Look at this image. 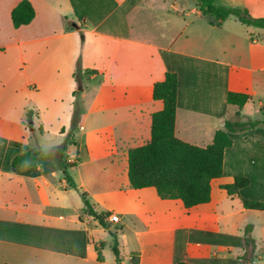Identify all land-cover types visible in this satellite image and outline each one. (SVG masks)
<instances>
[{"label": "crops", "instance_id": "crops-1", "mask_svg": "<svg viewBox=\"0 0 264 264\" xmlns=\"http://www.w3.org/2000/svg\"><path fill=\"white\" fill-rule=\"evenodd\" d=\"M21 1L0 0V264H118L114 234L120 264H245L248 225L264 257V210L243 205L264 203L263 125L230 133L208 203L186 209L154 187L133 189L128 175L129 151L150 141L164 108L152 94L167 72L178 75V139L206 147L239 111L242 122L260 120L264 28L218 23L196 0H29L35 18L15 28ZM214 4L264 18V0ZM229 92L251 99L239 110ZM66 140L76 187L57 154L12 169L17 155ZM237 176L250 185L229 196L222 186ZM82 192L109 214L105 225L83 211Z\"/></svg>", "mask_w": 264, "mask_h": 264}, {"label": "trees", "instance_id": "trees-1", "mask_svg": "<svg viewBox=\"0 0 264 264\" xmlns=\"http://www.w3.org/2000/svg\"><path fill=\"white\" fill-rule=\"evenodd\" d=\"M214 2L215 0H196L197 7L202 14L214 16L218 23L235 17L244 25L264 28V18H254L247 10L217 7ZM11 17L14 27L19 28L34 20L35 9L29 0H22L12 10ZM177 97L178 75L167 72L162 82L154 84L152 94L154 100L163 102L164 108L152 116L150 141L129 151L128 175L133 189L154 187L161 199L181 200L186 209H191L210 201L212 182L222 177L223 174L225 150L233 145L230 133L252 130L260 125L264 126V119H249L242 122L238 119L239 111L235 118L228 119L224 128L215 133L211 144L206 147L195 146L178 139L175 134ZM250 99L248 94L236 92H229L227 96L228 104L238 107L239 110ZM77 111L76 107V113ZM30 127L33 128V125L30 124ZM71 143L72 140H66L64 145L50 151L30 150L23 152L12 160V169L15 172L25 171L37 162L55 159L57 154L58 165L64 172L66 180L73 187H76L69 176V165L65 161V152ZM12 145L21 147L18 142H12ZM249 185L250 180L248 178L237 176L232 183L223 185L222 188L229 196H236L241 189ZM82 197L85 203L83 211L105 225L104 220L109 214H98L90 204L85 192H82ZM243 205L246 209L264 210L263 202L243 200ZM251 232L252 225H248L245 229L246 254L242 257L245 264H252V260H248V258L249 254H254L256 248ZM113 237L115 238L113 250L117 262L120 264L117 235L114 234ZM98 259L103 261L100 252ZM134 264H138V262L134 260ZM178 264L190 263L180 262Z\"/></svg>", "mask_w": 264, "mask_h": 264}, {"label": "rangeland", "instance_id": "rangeland-1", "mask_svg": "<svg viewBox=\"0 0 264 264\" xmlns=\"http://www.w3.org/2000/svg\"><path fill=\"white\" fill-rule=\"evenodd\" d=\"M258 101H255V104H257ZM260 120L264 119V109L258 112V117ZM46 149V148H45ZM264 246V245H263ZM248 260H252V264H264V257H258L257 255L254 256V254H249Z\"/></svg>", "mask_w": 264, "mask_h": 264}, {"label": "built area", "instance_id": "built-area-1", "mask_svg": "<svg viewBox=\"0 0 264 264\" xmlns=\"http://www.w3.org/2000/svg\"><path fill=\"white\" fill-rule=\"evenodd\" d=\"M110 220H111L112 222H118V221H119V216H117V215H112V216L110 217Z\"/></svg>", "mask_w": 264, "mask_h": 264}]
</instances>
